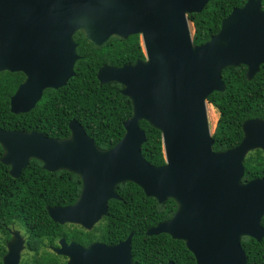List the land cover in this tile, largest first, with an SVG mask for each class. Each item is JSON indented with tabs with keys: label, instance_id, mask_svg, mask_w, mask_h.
Here are the masks:
<instances>
[{
	"label": "water",
	"instance_id": "obj_1",
	"mask_svg": "<svg viewBox=\"0 0 264 264\" xmlns=\"http://www.w3.org/2000/svg\"><path fill=\"white\" fill-rule=\"evenodd\" d=\"M208 0H0V71H20L24 79L9 98L14 114L29 111L46 88L57 89L74 76L79 58L74 34L99 46L110 36L138 34L144 58L98 67L99 84L116 81L131 103L122 121L124 132L107 148L99 147L75 119L69 135L57 138L36 130L0 127V162L18 177L36 159L47 171L66 170L80 178L76 200L46 206L59 224L91 229L120 199L119 183L130 181L148 197L176 203L173 214L145 230L182 240L195 264H252L243 236L264 237V177L243 181L247 153L264 151V118L243 121L240 141L214 150L207 116V97L223 91L222 70L246 66L251 78L264 64V10L261 0H246L221 20L218 32L195 44L188 14ZM160 131L164 163L154 165L141 152L146 140L139 122ZM12 239L1 264H19L24 240ZM132 232L116 244L94 241L82 246L58 239L51 249L68 255V264H134ZM163 264H175L167 261ZM264 264V259L260 263Z\"/></svg>",
	"mask_w": 264,
	"mask_h": 264
},
{
	"label": "trees",
	"instance_id": "obj_2",
	"mask_svg": "<svg viewBox=\"0 0 264 264\" xmlns=\"http://www.w3.org/2000/svg\"><path fill=\"white\" fill-rule=\"evenodd\" d=\"M246 0H208L200 12L189 13L193 24L192 40L200 44L216 34L221 20L233 7ZM264 10V0H261ZM79 58L74 64V76L57 89L46 88L40 100L27 112L10 111L9 98L23 80L20 71H0V127L4 129L36 130L44 135L64 138L69 135L68 121L75 118L101 148L116 143L124 132L122 121L131 114L130 100L120 93L121 84L111 81L99 84L95 77L97 68L104 64L121 65L144 58L138 34L121 38L110 36L99 46L89 41L83 30L74 34ZM245 65L227 66L221 74L225 83L223 91H212L207 99L219 111L212 134L213 149H226L236 145L241 136V123L248 117L264 118V64L250 78L245 76ZM145 130L146 140L141 145L142 155L152 164L164 163L160 131L145 120L139 122ZM2 148L0 147V155ZM242 180L264 177V151H250L243 160ZM8 165L0 162V263L6 251V241L11 224L21 228L25 250L19 264H56L57 256L46 248L59 236L66 240L100 239L116 242L131 231V248L140 264H158L173 259L177 264H195L193 254L182 240L167 233L146 235L145 230L169 218L176 209L172 199L159 203L148 197L133 182L117 186L121 199L108 201V212L91 229L77 224L54 222L46 206L73 203L80 191L78 175L66 171H47L41 162L31 159L18 177L8 173ZM264 226V215L261 219ZM249 263H259L264 258V237L260 241L244 236L241 239ZM163 246V247H162Z\"/></svg>",
	"mask_w": 264,
	"mask_h": 264
},
{
	"label": "flooded vegetation",
	"instance_id": "obj_3",
	"mask_svg": "<svg viewBox=\"0 0 264 264\" xmlns=\"http://www.w3.org/2000/svg\"><path fill=\"white\" fill-rule=\"evenodd\" d=\"M23 79H24V77H23ZM252 178H254V177H252ZM251 179V178H250ZM247 180H249V179H245V180H243V181H247ZM99 222V221H98ZM97 222V223H98ZM96 223V224H97ZM95 224V225H96ZM94 225V226H95ZM93 226V227H94ZM82 227V226H81ZM92 227V228H93ZM82 228H84V227H82ZM91 228V229H92ZM6 229L10 232V230H17V231H19V233L21 234V236L23 237V235H22V233H21V231L17 228V227H15L13 224H11L9 227H6ZM85 229V228H84ZM91 229H86V230H91ZM10 234H11V236H10V239H12V233L10 232ZM60 237H63V236H59V237H57V239H55V242L54 243H51V242H48L47 244H46V248L49 250V251H51L55 256H57V262L58 263H56V264H68V261H69V256L68 255H59V254H56L52 249H51V247L50 246H56V245H58L57 244V242H58V239L60 238ZM64 239H65V237H63ZM10 239L9 240H7L6 241V251H7V243L10 241ZM23 240H25L24 239V237H23ZM66 240V239H65ZM123 240V239H122ZM70 241H74V242H76V243H79V244H81L82 246H88L90 243H92V242H94V241H101V242H104V243H106V244H116V243H118V242H120L121 240H118V241H116V242H106V241H103V240H100V239H93V240H86L84 243H82V242H79V241H77V240H74V239H70V240H66V242H70ZM23 244H25L24 242H23ZM163 247V246H162ZM25 250V245H24V247H23V250L21 251V254L23 253V251ZM6 251L3 253V255L6 253ZM130 252H131V261L134 263V264H140L141 263V261H138L137 259H135L134 258V254H133V251H132V248L130 247ZM2 255V256H3ZM194 257V256H193ZM1 259H2V257H1ZM21 259V258H20ZM264 259V258H263ZM262 259V260H263ZM173 261L175 264H177L173 259H166V260H164V261H161L160 263H158V264H163V263H165V262H167V261ZM261 260V261H262ZM260 261V262H261ZM2 262V261H1ZM259 262V263H260ZM20 263V262H19ZM1 264V263H0Z\"/></svg>",
	"mask_w": 264,
	"mask_h": 264
},
{
	"label": "rangeland",
	"instance_id": "obj_4",
	"mask_svg": "<svg viewBox=\"0 0 264 264\" xmlns=\"http://www.w3.org/2000/svg\"><path fill=\"white\" fill-rule=\"evenodd\" d=\"M189 25L191 30H193V26H192V22L189 21ZM139 41L141 44V38L139 36ZM210 103H207V116H208V121H209V127H210V131L213 132L214 131V127H215V123L217 121V118L219 116V112L217 111V109L215 107H212L211 105H209ZM20 231H22L21 228H18Z\"/></svg>",
	"mask_w": 264,
	"mask_h": 264
},
{
	"label": "clouds",
	"instance_id": "obj_5",
	"mask_svg": "<svg viewBox=\"0 0 264 264\" xmlns=\"http://www.w3.org/2000/svg\"><path fill=\"white\" fill-rule=\"evenodd\" d=\"M192 26H193V24H192ZM194 29V28H193ZM141 47H142V50H143V46H142V44H141ZM241 65V64H240ZM101 66V65H100ZM260 66V65H259ZM246 67V66H245ZM98 69V68H97ZM97 71V70H96ZM246 71V70H245ZM246 76V75H245ZM95 77H96V74H95ZM247 78V77H246ZM97 79V78H96ZM248 79H250V78H248ZM116 82V81H115ZM121 89V88H120ZM208 100V99H207ZM207 103H210L209 101H207ZM209 105H211L212 107H215L213 104H209ZM216 108V107H215ZM217 109V108H216ZM218 111V110H217ZM219 112V111H218ZM219 117V116H218ZM249 118H254V117H248V118H246V119H249ZM246 119H244L243 121H245ZM217 120H218V118H217ZM243 121H242V123H243ZM69 122V121H68ZM208 123H209V121H208ZM216 123H217V121H216ZM216 123H215V126H216ZM242 123H241V130H242ZM67 126H68V124H67ZM214 129H215V127H214ZM214 132V131H213ZM213 132H211L212 134H213ZM242 137V136H241ZM214 139V138H213ZM241 139V138H240ZM240 141V140H239ZM256 149H259V148H256ZM221 150V149H220ZM252 150H255V149H252ZM252 150H250V151H252ZM249 151V152H250ZM263 151V150H262ZM248 152V153H249ZM247 153V154H248ZM31 160V159H30ZM244 165V164H243ZM41 167H42V163H41ZM52 172V171H51ZM121 199V198H120ZM48 206V205H47ZM102 219V218H101ZM100 219V220H101ZM73 224V223H72ZM80 226V225H79ZM264 227V226H263ZM149 228V227H148ZM145 233V232H144ZM244 237V236H243ZM242 239V238H241ZM244 249V248H243ZM23 250V249H22ZM20 258H21V256H20ZM253 264V263H252Z\"/></svg>",
	"mask_w": 264,
	"mask_h": 264
}]
</instances>
